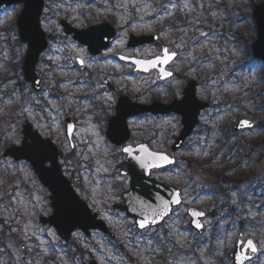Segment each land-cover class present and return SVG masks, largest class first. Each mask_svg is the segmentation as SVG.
I'll return each instance as SVG.
<instances>
[{"label": "rangeland", "instance_id": "rangeland-1", "mask_svg": "<svg viewBox=\"0 0 264 264\" xmlns=\"http://www.w3.org/2000/svg\"><path fill=\"white\" fill-rule=\"evenodd\" d=\"M155 1L108 0L101 13L116 16L118 35L110 51L92 57L86 47L65 37L59 26V20L69 15V21L74 19L73 25L82 28L80 5L56 0L57 13L48 16L47 22L42 20L43 29L54 40L37 68L44 74L39 95L23 82L20 63L26 46L17 42V31L11 29L22 5L0 10V264H84L92 258L99 264H125L124 255H137L134 258L141 264L163 263L150 255H165L169 264H233L231 254L237 240L249 237L260 246L259 255L249 264H264V65L249 52L256 38L250 16L253 3L264 0H167L165 11L169 14L178 9L186 26L164 28L154 46L127 50L130 34L154 33L156 25H168L167 15L160 13L162 7ZM163 43L179 52L170 66L175 77L163 84H158L156 74L130 72L110 58L118 51L149 56L159 52ZM76 56L95 72L94 88L79 82L86 75L76 66ZM51 66L54 70H49ZM191 78L199 80V96L210 98L212 105L176 154V166L154 172L162 181L178 186L184 202L161 225L139 231L133 219L113 208L127 184L117 168L122 161L120 149L107 141L93 107L83 105L80 95L98 91L113 98L122 92L141 102L155 95L167 102L180 98ZM57 82L63 94L53 96L52 86H59ZM109 84L114 86L110 92ZM67 116L77 124L74 148L65 133ZM242 117L260 125L234 133L232 126ZM26 121L53 139L62 153L64 174L116 233V240L109 241L97 232L86 237L77 230L68 243L75 253L71 257L56 231L39 222L41 215L52 213L50 193L27 162L2 156L7 147L21 143ZM129 124L136 140H150L156 150L165 151L181 128L177 115L147 117ZM209 165L221 178L212 187L215 193L206 194L201 187L208 189L215 183L212 176L206 177L204 168ZM190 206L207 211L202 234L189 227ZM155 235L162 237V249L154 246Z\"/></svg>", "mask_w": 264, "mask_h": 264}, {"label": "water", "instance_id": "water-1", "mask_svg": "<svg viewBox=\"0 0 264 264\" xmlns=\"http://www.w3.org/2000/svg\"><path fill=\"white\" fill-rule=\"evenodd\" d=\"M23 4L20 13L16 18V26L18 35L21 41L27 44V51L25 53L22 63V73L24 79L31 84L36 92L42 90V79L37 75L36 67L41 58V55L49 47V40L47 33L41 25V18L44 13L46 0H0V8L4 5H18ZM254 18L257 24L258 37L252 45V50L257 58L264 60V2L255 5ZM61 25L66 35H72L80 44L86 45L92 55L100 54L106 49L116 36V29L109 23H100L92 25L88 28H76L72 26L67 20H61ZM159 39L156 34H143L130 36L128 46L137 47L144 44H154ZM167 45L162 47V54L155 58L144 59L137 57H127L120 55L119 58L135 65V71L148 73L152 70H158L161 80H166L173 76V72L167 69V66L175 59L176 53L172 60L167 64H158L152 67L149 61L156 60L158 57L163 58V50ZM77 58L80 65L84 62ZM136 61L144 63L137 64ZM147 68V70H145ZM172 73L171 76H165L161 72ZM197 81L191 80L184 89V96L181 100L175 99L171 103L166 104L162 102H154L152 104L135 103L127 96H122L116 106V114L109 123L107 131L108 139L116 145H121L127 142L130 138V130L128 126V118L143 113L153 114H169L177 113L182 118L183 128L171 146L173 152L178 151L186 139L192 134L199 119V114L209 105L207 102L200 100L197 95ZM247 121L248 125L241 127V122ZM257 124L256 121L241 119L238 124L234 126L235 131L242 130L246 127H253ZM250 125V126H249ZM71 128V130H69ZM76 129V124L72 118L66 119V132L73 146V135ZM23 140L20 145H11L3 153V157H11L16 161L26 160L34 168L40 181L48 187L51 192V200L53 213L48 218H42L44 224L52 225L58 235L66 242H69L75 230H82L86 236H90L92 230H99L114 237L109 227L104 220L99 219V213H93L87 202H85L74 189L71 181L63 174L62 167L59 162L60 150L57 145L50 138H43L42 135L35 130L30 122H27L23 127ZM143 145L149 152L167 155L173 163L159 162V166L152 168H142L138 161L133 156L146 157V154L140 151ZM133 149V155L127 153L126 160L118 165L123 175L129 174L131 177V188L122 195L123 201L115 205L121 212H126L128 216L135 218V222L139 229H144L148 226H155L164 221L170 215L175 207L182 203L181 191L164 182H158L150 177L153 169L166 168L176 162V158L170 156L166 152H157L152 150L147 144H141ZM126 153V152H125ZM50 163V166L47 164ZM179 193L180 203L176 204L173 201L177 198ZM168 204L166 214L164 204ZM193 212L202 213L200 216H193ZM190 215V226L199 233L204 230L203 218L206 213L197 207H191L188 210ZM147 218L150 222L146 227L140 228L139 222ZM152 221H155L154 223ZM196 223L202 225L197 228ZM248 240L254 241L252 238ZM247 240V241H248ZM247 241L244 249L248 251ZM241 242L238 240L237 247L232 254L234 264H240L237 256L241 254ZM249 259L244 260L245 264L252 259V255H248ZM89 264H98L96 260H92Z\"/></svg>", "mask_w": 264, "mask_h": 264}, {"label": "flooded vegetation", "instance_id": "flooded-vegetation-1", "mask_svg": "<svg viewBox=\"0 0 264 264\" xmlns=\"http://www.w3.org/2000/svg\"><path fill=\"white\" fill-rule=\"evenodd\" d=\"M254 3H253V8H254ZM252 17V19H253V21H254V24H255V29H256V37H257V26H256V23H255V20H254V18H253V15L251 16ZM256 39V38H255ZM255 39H253L252 40V42H251V45H252V43H254L253 41L255 40ZM154 45H156V44H145V45H142V46H137L136 48H132V47H128V44H126V49L127 50H138V49H140V48H144V47H146V46H154ZM251 45H250V48H251ZM164 45L162 44L161 45V48H160V51L159 52H156V53H154V54H149V56H145V57H143V56H141L140 54H127V53H122L123 51H118V52H116V54H113V55H110V58L114 61V62H117L118 64H120V65H125V66H127L128 68H129V71L130 72H133V73H137V74H146V75H149V74H156L157 75V77H158V84H163L164 82H166V81H168V80H171V79H174V77H175V72H174V76L172 77V78H170V79H167V80H161L160 79V76H159V73H158V70H152L151 72H149V73H141V72H137V71H135L134 70V65L132 64V63H128V62H125V61H122V60H119L117 57L120 55V54H125V55H131V56H136V57H142V58H146V59H150V58H155V57H157V56H160L161 54H162V47H163ZM169 48V50L170 51H176V50H173V49H171L170 48V46L168 47ZM112 49V45L110 46V48H108L107 50H105L100 56H102V55H104V54H106L108 51H110ZM125 49V50H126ZM177 53H178V57H179V52L177 51ZM100 56H98V57H100ZM257 61H259V60H257ZM260 62V61H259ZM261 63H263L262 61H261ZM172 64H170V66H171ZM263 65H264V63H263ZM77 68V67H76ZM81 70H82V72H83V75L85 74L86 75V77L85 76H81V80L82 81H79V82H81V83H85V84H88L90 87H95V84H96V80H97V78L96 77H93V73H95V72H93V71H91V67L88 65V64H86V66L85 67H79ZM191 79H189L187 82H186V84H185V86H184V88L186 87V85L188 84V82L190 81ZM56 81H58V78L55 80V83H56ZM59 81H61V80H59ZM107 83V82H106ZM199 80L197 79V88L199 87ZM57 84L59 85V82H57ZM56 85V84H55ZM53 86H54V84H53ZM53 86H52V88H53ZM63 85H61V87H62ZM56 88H60V86H55ZM114 86L111 84H109V88H108V91L109 90H112V88H113ZM184 88H183V90H184ZM110 92V91H109ZM106 93V92H105ZM105 93H101V92H98V91H93L91 94H86V95H80V98H79V100L80 101H82V104L83 105H85L86 107H93V113L95 114V117H96V120H97V123H98V126H100V129L105 133V137L107 138V131H108V128H109V123H110V120H111V118L113 117V116H115V114H116V106H117V103H118V101H119V99L122 97V96H127V97H129L130 98V100L132 101V102H135V103H141V104H152V103H154V102H162V103H171L173 100H175V99H178V100H181L182 98H183V91H182V96L179 98V97H174L171 101H167V102H165V101H163L162 99H161V97L159 96V95H155L153 98H151L150 100L148 99L147 101H145V102H141L139 99H138V97H136V96H133V95H127V94H125V93H122V92H120L119 94H117V95H115V96H113V98L111 97V96H109V97H103V95H105ZM197 96H198V98L200 99V100H203V101H206V102H208L209 104H210V107H211V105H212V100L210 99V98H208V99H203V98H201L200 96H199V94H198V89H197ZM204 111H206V110H204ZM204 111H202L201 113H200V118H199V123H200V119H201V116H202V113L204 112ZM170 115H177L178 116V114H175V113H172V114H170ZM170 115H167V116H170ZM147 117H152V118H159V117H165V115L164 114H153V113H150V112H148V113H143V114H138V115H136V116H131V117H129L128 118V126H129V128H130V138H129V140L127 141V142H125V143H123V144H121V145H116V144H114V143H112L110 140H108V138H107V141L113 146V147H115V148H118V149H120L119 150V155H120V157L122 156V161H120L119 163H121V162H123L125 159H126V157H127V153H125L124 151H122V149L123 148H125V146H132V147H136V146H138V145H141V144H147L149 147H151V148H153L154 150H156L154 147H152L153 145L151 144V141L150 140H147V139H143V138H140L139 140H136V135H135V133H134V131L132 132V130H131V127H130V124H129V122L130 121H132V120H139V119H145V118H147ZM179 118H180V124H181V117L180 116H178ZM242 118H244V117H242ZM253 120H255V119H253ZM199 123H198V125H199ZM181 126V128L180 129H182V124L180 125ZM248 130H250V129H248ZM118 163V164H119ZM162 170V169H161ZM163 170H165V169H163ZM159 172L160 170H154V171H152V174H151V177H153L154 179H156L157 181H162L161 179H159L157 176H156V174L154 173V172ZM119 174L121 175V176H123V177H126L127 178V184H126V186H125V188L123 189V191L121 192V197H122V194L125 192V191H127L129 188H130V186H131V177H130V175H122L121 174V172L119 171ZM49 200H50V195H49ZM121 201V200H120ZM119 201V202H120ZM118 203V202H117ZM115 204L116 203H114L113 204V208H114V206H115ZM50 205H51V200H50ZM175 211L176 210H174V212H173V214L175 213ZM121 214V213H120ZM50 215V214H49ZM122 215H124V214H122ZM42 216H48V215H41L40 217H39V222L43 225V226H48V225H44L42 222H41V217ZM149 229V228H148ZM147 230V229H146ZM146 230H144L143 232H145ZM135 256H137V255H134V257ZM150 256H154L155 258H159V259H161L162 260V262L163 263H161V264H169V262H167L166 260H167V258H165V255H150ZM134 257H132V255L130 256V255H124V258H126L127 259V263H125V264H138V263H140L141 264V262H138L137 261V259H135ZM131 258H134L133 260L131 259ZM132 260L131 261V263L129 262V260ZM166 259V260H165ZM156 260H158V259H156Z\"/></svg>", "mask_w": 264, "mask_h": 264}, {"label": "trees", "instance_id": "trees-1", "mask_svg": "<svg viewBox=\"0 0 264 264\" xmlns=\"http://www.w3.org/2000/svg\"><path fill=\"white\" fill-rule=\"evenodd\" d=\"M71 1L74 2V3H76V4H79L80 5L79 8H80V12L82 14V19L80 21L81 23H83V24H92L94 22H98V21H102V20H107V21L115 24V18H114L115 16H112V15L104 16V15H102V13L100 11V9L104 5H106V3L108 2V0H71ZM165 2H167V0H156L155 1V4H159V5H157L158 8L159 7H162L163 8ZM55 4H57L56 0H48L47 10H46V13L44 15L45 16L44 17L45 18L44 19L45 21L47 20L48 16H50L51 14H53V12L55 11V9H54ZM221 4L225 5V7H228V4L227 3H221ZM57 5H59V4H57ZM163 11L165 12V15H167L165 18L167 20L168 25H166L165 23H161V24H163L164 27H160V25L159 26L156 25L155 28H156L157 31L162 32L164 28H168L169 29V28H177L179 26H184V27L186 26L185 25L186 24V20L183 17V14L180 11H178V9L177 10H174V11H168L169 12V14H168L165 11V6H164ZM67 17L70 19L69 15ZM73 21H74V19H72V22ZM11 29H13L14 31H17V28H16L15 23L12 25V28ZM16 40H17V42L19 44H21V42H20V40L18 38ZM204 170H205L206 177H208V178H210L211 176L213 177V179H212L213 182H215V180H218L219 178H221L220 176L216 175V173H218V172H217V170H214L213 169V166L210 167V165H209L208 167H205ZM235 178L238 179L236 176H235ZM213 186H216V182L213 183L210 186L209 190L206 189V188H203L204 191H205V193L206 194L213 193L214 192V191H212V187ZM217 187L220 188L219 185ZM223 193H224V191H223ZM70 248L68 247L67 253L69 255H75L74 250L72 248L71 249Z\"/></svg>", "mask_w": 264, "mask_h": 264}, {"label": "snow or ice", "instance_id": "snow-or-ice-1", "mask_svg": "<svg viewBox=\"0 0 264 264\" xmlns=\"http://www.w3.org/2000/svg\"><path fill=\"white\" fill-rule=\"evenodd\" d=\"M202 35L207 36L206 33H202ZM163 52H164V56H163L162 59L158 57L156 60L149 61L147 63H149L152 67H156L158 64H167L176 55V53H171L170 54L169 50L167 48H165L163 50ZM81 63H83V61H81ZM136 63L137 64H141V63H144V62L136 61ZM145 70H147V68H145ZM161 72L165 76H171L172 75V73H170V72H164L163 69H161ZM248 124H249V122L242 121L241 122V127H243L245 125H248ZM69 130H71V128ZM122 151L128 153L130 156L133 155V149L131 147L123 148ZM140 151L145 153L146 157L133 156V158L138 161V163L140 164V166L142 168L157 167V166H159V162L160 161H163L165 163H173V161H171L167 155L151 153L143 145H141ZM176 196H177V198L173 201V203L179 204L180 203L179 193H177ZM164 208H165V212L162 213L161 215L166 214V211H167V208H168V204L167 203L164 204ZM200 215H203V214L202 213H198V212H193V216H200ZM152 222L154 223L155 221H152ZM149 223L150 222L148 221V219L145 218V219H143V220H141L139 222V227L140 228H144ZM196 227L199 228V227H202V225L199 224V223H196ZM240 246H241V254L237 256V260L240 261V264H243L244 260L249 259V257L247 256L246 251L244 249V242H241ZM247 248L250 249L252 252H256L257 251V249H256V247H255V245H254L252 240H248L247 241Z\"/></svg>", "mask_w": 264, "mask_h": 264}]
</instances>
